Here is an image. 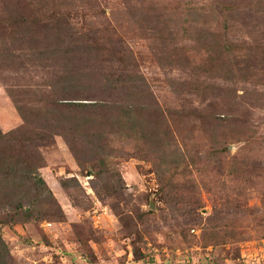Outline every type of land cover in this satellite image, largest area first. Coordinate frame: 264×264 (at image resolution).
<instances>
[{"label":"rangeland","instance_id":"obj_1","mask_svg":"<svg viewBox=\"0 0 264 264\" xmlns=\"http://www.w3.org/2000/svg\"><path fill=\"white\" fill-rule=\"evenodd\" d=\"M0 264H264V0H0Z\"/></svg>","mask_w":264,"mask_h":264}]
</instances>
